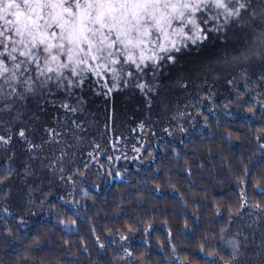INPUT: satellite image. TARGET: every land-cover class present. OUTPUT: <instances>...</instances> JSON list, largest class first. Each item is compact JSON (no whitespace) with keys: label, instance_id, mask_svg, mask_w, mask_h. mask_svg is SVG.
Here are the masks:
<instances>
[{"label":"snow or ice","instance_id":"1","mask_svg":"<svg viewBox=\"0 0 264 264\" xmlns=\"http://www.w3.org/2000/svg\"><path fill=\"white\" fill-rule=\"evenodd\" d=\"M233 30L245 35L239 43L230 45L228 36ZM201 76L205 80L222 76L235 92L237 105L248 103L244 98L253 96L256 103L248 104L253 115L256 104L260 105L262 123L250 135L264 160V0H0L2 213L12 214L8 202L13 196V181H23L16 195L27 211L44 206L45 199L37 205L35 181L30 182L38 172L36 161L40 170L58 175L60 183L73 188L86 179L89 162L84 163V171L78 167L67 177L64 173L72 170L64 165L85 141L92 147L87 156L96 161L101 146L88 137L93 136L94 127L98 129V121L89 116L97 100L102 99L105 105L106 130L109 121L114 126L118 119L117 99L124 98L140 105L137 126L151 131L156 122L153 116L159 120L161 111H170V101L161 97L166 82L168 87L187 92L190 87H198L196 81ZM241 81L243 91L239 88ZM112 130L115 132L114 127ZM162 131L172 136L174 131L184 133L186 129L182 124L173 128L169 123ZM123 139L122 134L119 140L113 136V151L119 150L115 145ZM228 139H232L231 132ZM16 146L28 163L21 161L13 167L18 159ZM143 147L133 146L137 154L133 160L139 158ZM152 155L148 152L149 157ZM124 158L128 159L126 152ZM112 159L109 156V162ZM241 164L233 177L238 190L233 192L235 198L214 200L211 205L217 217L227 216V227L206 232L200 238L198 252L181 258L182 249L165 219L167 240L159 248L167 258L156 264H264V167L256 170L243 159ZM83 195H88L87 190ZM193 214L198 220V213ZM155 219L136 217L119 227L106 224L103 231L90 220L92 246L100 253L115 246L114 251L123 255L113 264H149L147 252L133 259L135 249L130 241L139 234L150 246ZM245 219L250 221L245 228L253 230L251 236L243 229L232 230L236 221ZM19 223H24L23 218ZM59 223L64 225L65 221ZM76 223L69 219L67 227L71 229ZM184 229H188L187 217ZM6 230L11 235V230ZM38 243L39 238H33L25 251H33ZM65 244L74 246L68 241ZM80 250L89 251L84 239ZM23 264H28L27 256Z\"/></svg>","mask_w":264,"mask_h":264},{"label":"trees","instance_id":"2","mask_svg":"<svg viewBox=\"0 0 264 264\" xmlns=\"http://www.w3.org/2000/svg\"><path fill=\"white\" fill-rule=\"evenodd\" d=\"M239 32L243 31L235 30L236 36ZM203 81L199 78L196 81L198 87H190L187 92L168 87L166 82L162 98H166L170 104L174 101H192L193 107L186 105L182 108L184 115L179 114L186 129L184 135L178 134L177 139H180L177 143L167 142L161 147L149 146L143 153L147 164L145 167L134 169L124 164L117 166L116 163L109 164L107 160L98 158L90 163L93 176L86 178L83 184H78L75 188L72 185L66 191L62 188L61 195L59 193L56 198L51 195L42 196L47 191L52 193L55 186L52 177H49L44 187L36 189L34 193L35 199H45L43 207L34 206L31 211H27V206L24 209H12L9 205L12 214L6 216L2 213L0 203V264H23L25 256L28 264H113L123 253L117 254L115 246H110L103 253L95 250L90 236V220L95 222L98 231H103L106 224L119 227L136 217H155V231L152 233L150 246L143 243L144 237L139 234L130 241L131 247L135 249L133 259L140 253L147 252L149 264H156L167 258L159 248V244L167 240L163 224L165 219L169 221L177 246L182 249L181 258L198 252L200 238L206 232H218L221 226L227 227V216L217 217L211 205L214 200L235 198L233 192L238 190L235 189L233 177L243 167L242 159L250 167L255 165L256 170L264 167V160L260 159L256 142L250 135V132L255 133L261 126V110L260 105L256 104L255 115L248 111V104L256 103L253 96H248L244 98L248 103L242 104L244 114L247 115L231 113L236 103L231 100V107L228 105L229 109L225 110L222 103L216 102L217 95L211 89L212 84H204ZM240 90L243 91V87ZM222 91L224 92L221 94H228L233 89L225 83ZM208 95L211 99H204L209 105L207 109L204 108L202 99ZM126 102L124 98H118L116 104L124 105ZM108 112H111V101ZM89 116L98 121V129L94 127L93 136L88 139H95L100 146L104 144L111 147L113 136L117 140L121 134L127 138V131L120 126H113L110 121L108 129H105V105L102 99L91 106ZM129 124L131 133L134 131L132 128L138 129L134 123ZM229 132L232 133L231 140L228 139ZM84 145H88L87 141L78 145L74 152L84 148ZM15 150L18 159L13 167L21 161L28 163L18 146ZM148 152L153 155L149 157ZM3 160L0 156V161ZM84 163L78 164L81 171H84ZM39 165L40 162L36 161L37 174L46 172L40 170ZM3 166V162H0V170ZM189 172L191 175H188ZM117 173L120 175L117 176ZM22 183L23 181H13L12 186L20 187ZM158 185L159 192L156 191ZM83 190H87V196L83 195ZM205 193L207 199H204ZM60 197L64 199L61 200ZM194 198L195 202L190 203ZM194 212L198 213V220ZM185 217L188 223L186 231ZM21 218L24 220L23 224L19 223ZM69 219L77 220L71 229L67 227ZM60 220H64L65 224H60ZM6 229L11 230V235ZM36 237L39 238V243L34 246L33 251L26 252L25 249ZM82 239L88 244V252L80 250ZM65 241L74 246H67Z\"/></svg>","mask_w":264,"mask_h":264},{"label":"rangeland","instance_id":"3","mask_svg":"<svg viewBox=\"0 0 264 264\" xmlns=\"http://www.w3.org/2000/svg\"><path fill=\"white\" fill-rule=\"evenodd\" d=\"M245 33L243 32H239L237 33V36L235 34V30L231 31L229 33L228 36V41L229 44H233V43H239L243 37H244ZM253 69L251 67H249V72H251ZM200 79H203V83H211L212 84V91H214V93L217 95L216 97V102L217 103H222L223 106L225 107V105H230V101L233 100L235 101V93L232 91L228 94H221L222 92V86L225 85L226 81L223 79V77L221 76V78L219 80H214L212 79V77H209L207 80H205V78L203 76L200 77ZM243 87V81L240 82L239 84V88ZM223 96V97H220ZM223 98H226L227 100H223ZM206 100L202 99V103L204 104V108H209V105L205 102ZM192 102V101H191ZM189 102L188 100L186 101H174V103L170 104V111L165 114L163 111L160 112L159 115V120H156V116H153V120L156 121L155 123H153L151 125V131H149V128L146 127L143 131L137 126L139 124L136 123L137 121H139L137 119V116L141 115L140 112L136 111L137 109L140 108V105L135 102V101H127L124 105H118L117 109H118V119L115 123V126H120L122 128H124L125 131H127L125 134H127V138L123 139L120 143L116 144L115 147L118 148V151H113V145L111 147H109V145H102L100 148V151L97 153V159L101 158V159H105L107 160V162L109 164L112 163H116L115 165H122L124 164V166H129L131 168L134 169H139V168H143L145 167L147 164H145V158L143 153H145V151H147V148L149 146H156V147H161L163 146L165 143H177L178 140V134L184 135V133H181L179 131H174L172 136L167 135L166 133H164L162 131V127L164 126H168L169 123L172 124V127L175 128V126L177 124H182V118L180 117V113L182 112V108L184 106H188V107H193L192 103ZM229 107H225V110H228ZM135 112V114H133ZM236 113L237 115H247L244 114V109H243V105H237L236 103V107L232 108L231 113ZM174 114V116L176 117L175 120H171L172 115ZM146 115V113H145ZM128 123H136L135 125L137 126L138 129L132 128L135 133H131L129 129L130 125H128ZM184 127V126H183ZM155 132L156 134L153 136L152 132ZM123 135V134H122ZM130 135V136H128ZM103 143V142H102ZM141 145H143L144 147L141 149V155L139 156V158L137 160H133L132 157L136 156L137 154L135 152L132 151L133 146L135 147H140ZM106 146V147H105ZM84 149L85 151L82 153L80 151L78 152H74V156L72 157V159L66 163L64 165L65 168H71V173L69 172H65L64 175L67 177L70 174H74L76 172V169L79 167V163H84V162H89V163H94V161H92V158L87 156V152L88 151H92V147H88V145H84ZM125 152L127 153V155H129L128 159H125L124 157L121 158L122 154H125ZM109 156H111L113 159L111 160V162H109ZM116 156H120L119 160H116L115 157ZM126 164V165H125ZM95 168V165H94ZM92 170L89 167V169L87 170V175L86 178L93 176L92 175ZM49 177H52V182L55 183V186L53 188L52 193H50L49 191H47L46 194H42V196L44 195H51L54 196L55 198L57 197V195H59V193L62 191V188L66 191L68 190L69 186H71V184H62L59 182V177L57 176H53L50 172H40L39 174H37L36 176L32 177L30 182L35 181V186L38 188H41L42 186L44 187L45 183L47 181H49ZM78 180L80 179V177H76ZM86 181V179L82 180L79 184H83ZM13 189V196H12V200L13 201H9L8 205H11L12 209H24L25 205L22 204V202L19 200L18 196L16 195V193L19 191L20 187H15L14 185L12 186ZM51 189V188H50ZM42 191V190H41ZM40 191V192H41ZM64 191V192H65ZM39 192V194H40ZM61 195V193H60ZM35 197V196H34ZM36 198V202H37ZM250 223V221H248L247 219H245L244 221H236L233 224V232H235L237 229H243L245 230L250 236L252 234V229H247L245 228V225ZM255 235L257 236V238H259L260 236V232L257 230Z\"/></svg>","mask_w":264,"mask_h":264}]
</instances>
